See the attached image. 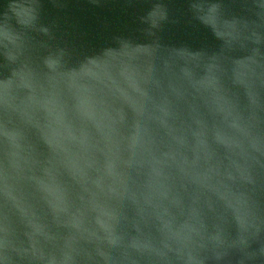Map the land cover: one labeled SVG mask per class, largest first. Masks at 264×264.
Listing matches in <instances>:
<instances>
[{
	"label": "water",
	"instance_id": "95a60500",
	"mask_svg": "<svg viewBox=\"0 0 264 264\" xmlns=\"http://www.w3.org/2000/svg\"><path fill=\"white\" fill-rule=\"evenodd\" d=\"M0 264H264V0H0Z\"/></svg>",
	"mask_w": 264,
	"mask_h": 264
}]
</instances>
